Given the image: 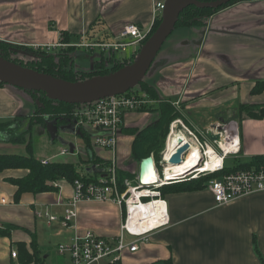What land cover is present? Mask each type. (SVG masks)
I'll return each mask as SVG.
<instances>
[{
  "label": "crops",
  "instance_id": "0c3cea01",
  "mask_svg": "<svg viewBox=\"0 0 264 264\" xmlns=\"http://www.w3.org/2000/svg\"><path fill=\"white\" fill-rule=\"evenodd\" d=\"M158 1L165 0H0V41L52 52L58 50L53 48L55 43L73 45L81 38L91 43H111L118 40L119 31L127 23L149 30ZM189 27H181L184 33L172 39L169 55L162 59L157 84H151L181 111L184 120L201 129L219 119H237L244 162L264 154V117L250 118L238 112L244 104H264V90L254 92L256 83L264 81V0H241L214 13L205 25ZM193 38L197 39L195 46ZM32 105L37 104L28 90L21 92L0 85V122L26 121L32 116ZM157 117L158 113H154V119ZM149 118H153L152 112L130 111L123 127L141 128ZM71 132V137L64 135L70 139L67 147L81 141L82 150L64 155L60 146L40 160L54 157L57 162L75 164L73 157L80 156L77 167L83 171L92 163V150L93 157L107 165L111 151L102 147L96 150L92 139L75 138ZM134 138L120 130L117 156L122 167L129 169V174H122L130 178L134 173L131 170H136L143 160H133ZM17 145L20 144L1 148L0 154L29 155ZM28 173L18 168L0 172V226H16L10 236L0 237V264H21L19 255L14 257L11 252H18L20 243H26L32 252L33 237L40 250V230L47 231L46 228L57 229V237L69 234V242L76 232L82 234L89 229L107 237L119 233L122 209L110 201L79 202L75 228H64L58 221L38 216V211L63 214L65 204L58 206L56 201L60 196L71 197L72 182L62 178L58 192H25L17 200V185L9 179ZM165 197L171 223L151 232L138 250L126 252L120 264H161L165 259H171L173 264H264V191L218 205L206 184L187 191L167 190Z\"/></svg>",
  "mask_w": 264,
  "mask_h": 264
},
{
  "label": "built area",
  "instance_id": "2783aa9c",
  "mask_svg": "<svg viewBox=\"0 0 264 264\" xmlns=\"http://www.w3.org/2000/svg\"><path fill=\"white\" fill-rule=\"evenodd\" d=\"M154 6L153 20L155 22V18L163 13L166 7L165 1H158ZM152 27L144 30L136 23L130 22L118 33L121 39L132 37L130 41L98 44L84 42L77 46L89 48L100 46L103 49H121L127 52L132 46L141 47V44L149 38ZM68 45L58 42L53 44V48ZM132 53L128 54L126 59H133L135 53ZM145 96L146 94L136 93L132 89L125 94L100 98L93 102L79 104L71 115L64 119L63 124L71 125L75 138L88 137L92 139L93 146L111 151L112 156L106 166L95 164L99 168H104L102 175L99 174L94 179L79 177L73 180L71 197L60 196L56 201L58 206L65 204L63 214L38 211V216H47L49 222L58 221L64 228L70 229L77 227L75 225L78 214L76 206L79 202L110 201L118 204L122 209V221L117 235L101 236L89 229L82 234L76 232L70 243L59 245V254L64 256L69 254V264H120L126 252L138 250L141 241L149 240L151 232L169 225L171 223L170 207L162 190L165 185L219 173V176L206 182L217 205L264 191V165L225 172L227 168L235 167L238 163L228 167L226 160L231 157L237 160L242 152L240 123L234 118L219 119L202 129L184 120L183 117L172 120L161 158L156 161L154 155H151L155 172L144 170L141 165L142 160L136 170H131L134 172L131 178L128 177L129 175H122V171L129 174V169L122 167L117 156L120 130L127 113L140 111L143 107L156 103ZM174 137H178L176 143H174ZM171 139L173 146L169 148ZM179 140H181L180 143H178ZM73 143L75 144L73 152H78L77 143L75 141ZM223 143L227 144L229 149L224 148ZM185 144L188 147L181 154V161L173 164L172 157L178 148ZM70 149V146L66 147L60 153L71 155L73 152ZM190 151L193 152L194 158L186 168V172L180 173L176 169L168 171L169 167L185 162ZM41 162L43 165L52 163L55 162V158H44ZM208 162L212 164L208 166ZM55 186L61 188L59 181L55 182ZM152 222L155 224L147 227ZM11 255L18 256L15 250L11 252Z\"/></svg>",
  "mask_w": 264,
  "mask_h": 264
},
{
  "label": "trees",
  "instance_id": "16d2710c",
  "mask_svg": "<svg viewBox=\"0 0 264 264\" xmlns=\"http://www.w3.org/2000/svg\"><path fill=\"white\" fill-rule=\"evenodd\" d=\"M212 1V0H204ZM241 0H232L227 3V5L221 7H212V8H201L196 6H190L181 13L179 17V22L177 23L176 28L184 26H198L205 25L206 20L211 17L214 13L227 8V6L236 4ZM161 22V16L158 15L155 18V22L151 29L149 35H151L158 25ZM69 42V41H67ZM75 46L69 45L66 48H61L56 52H49L48 50H34L30 47H21L15 44H9L4 41H0V55L5 58H9L12 53L21 52V50H30L38 53L41 58L37 60H32L27 63L31 68L38 70L39 72H45L53 76L63 78L68 81H83L85 78L96 76L99 74H108L114 70L120 69L132 59L127 58L125 61L116 60L113 62L112 68H107L103 65L102 62H99L95 65L94 69L89 71L75 70L73 65V58L71 55V50ZM138 53V52H137ZM137 53H135L137 55ZM134 54V57L136 55ZM11 60V59H10ZM98 65V66H97ZM1 84H4L0 82ZM139 91L136 93L142 94L146 93L149 99L157 100L161 96L156 91V88L146 79H144L138 85ZM264 90V81H258L254 87V92L258 93ZM31 92V91H30ZM35 101L38 102L36 105V112L33 114V118L37 119L39 122H43L46 115H50L54 118L64 117V119L71 115L72 111L79 104H67L59 100L55 101L48 98L45 93H39L38 97L35 98ZM148 111L152 113H158V117L153 120L152 123L144 126V128L139 127H121V131L127 135L134 136L132 143V157L134 159H144L145 157L150 156L151 154L155 155V159L160 157V153L165 146V140L168 136L169 128L172 120L181 116V113L178 111L176 106L170 102L160 100L157 104H151L147 107H143L140 111ZM239 114H245L250 118H262L264 117V104L258 105H246L244 104L239 108ZM15 125V126H14ZM21 121L19 119H14L9 122H0V133L1 139L13 144H25L26 149L28 150L29 155L21 154H0V172L6 169H27L29 173L22 177L10 178L9 181L17 185V190L15 193V198L17 200L21 199V195L25 192L33 193H45V191H54L58 192L59 188L55 186V182L64 178L69 182L73 183L75 178H89L94 179L99 174L87 172L89 176L82 175L81 170L75 166L73 163L55 161L48 164H42L41 160L32 154V139L26 138L29 134L28 131L19 133L18 130L22 128ZM28 133V134H27ZM30 135V134H29ZM94 156V155H93ZM91 164L100 163V166H104V163L101 160H98L95 157L90 158ZM264 165V154L254 156L249 161H239L235 167L227 168L226 173L232 171V169H246L250 167H260ZM84 171V169H83ZM124 175V174H122ZM219 176L217 174H208L199 179H192L189 181L183 182H174V184L163 186L162 190L165 193L167 190L175 191H187L189 189H197L203 187L206 182L210 179L216 178ZM16 226L13 224H4L0 226V237L10 236L13 229ZM37 240L35 237L32 239V252L27 248L26 243H20L17 255H19L21 264L35 263L39 264L41 259L40 250L37 245ZM257 248V247H256ZM257 250H259L257 248ZM154 264V263H153ZM161 264H173L171 259H165Z\"/></svg>",
  "mask_w": 264,
  "mask_h": 264
},
{
  "label": "water",
  "instance_id": "95a60500",
  "mask_svg": "<svg viewBox=\"0 0 264 264\" xmlns=\"http://www.w3.org/2000/svg\"><path fill=\"white\" fill-rule=\"evenodd\" d=\"M229 1L232 0H165L166 7L161 15L160 24L149 38L141 44L135 59L129 62L128 65L111 73L88 77L83 81H68L42 71L39 72L28 66L25 67L0 55V81L25 91L43 92L48 98L67 104H86L100 98L125 94L145 79L144 76L152 67L156 56L176 28L179 17L186 8L190 6L216 8L227 5ZM45 118L48 121V130L52 139L58 138L60 129L64 131L65 129L72 130L70 124L59 122V118L52 119L49 116H45ZM70 145V150L73 152L75 144L72 142ZM187 147V144L179 147L171 162H180L181 154L187 150ZM89 152L92 158V150H89ZM141 165L144 170L146 169L151 173L155 172L152 156L145 157ZM86 171L102 175L104 168L90 164L87 166Z\"/></svg>",
  "mask_w": 264,
  "mask_h": 264
},
{
  "label": "rangeland",
  "instance_id": "374dc122",
  "mask_svg": "<svg viewBox=\"0 0 264 264\" xmlns=\"http://www.w3.org/2000/svg\"><path fill=\"white\" fill-rule=\"evenodd\" d=\"M189 28L195 29V28H198V26H190ZM181 33H184L181 27L175 28L172 31L170 37L167 39V41L162 46L161 51L158 53V55L156 56V59L152 63L153 64L152 67L150 68V70L144 76V78L146 80L150 81V83H152V84L156 83L157 84L158 71H159V68L162 65V63H161L162 59H163V57L165 55H169L168 48L170 47V44L172 43V39L175 38V36L178 35V34L181 35ZM85 39L86 38H84L82 40V38H81L79 41H77L78 43L73 44L75 46V48L70 51L71 55H72V58H73V65L72 66L74 67L75 70L89 71V70L94 69L95 65L97 63H99V62H102L103 65H105L107 68H112L113 67V62H115L116 60L125 61L129 52L139 51V48H140L139 45L132 46L126 52V51L121 50V49H119V50L108 49V48L107 49H103L100 46H96L94 48L78 47L77 46L78 44L87 42ZM132 39H133L132 37H127V39L119 38L118 40H115V41H112V42H116V41H130ZM191 41L194 43V46H195L197 39L193 38V39H191ZM67 43H69V42H67ZM88 43H91V42H88ZM102 43H104V42H102ZM93 44H97V43H93ZM69 45H72V44L69 43ZM68 46H66V47H68ZM66 47H62V48H66ZM190 48H192V47L190 46ZM59 49H61V46L58 47V50ZM49 52H52V51H49ZM9 58L11 60H14L15 62L25 66V67H27V66L30 67L27 63H29V61H32V60H37V58H41V56L38 55V53L30 51V50H26V51L21 50V52L12 53V55H10ZM166 58H168V57L166 56ZM134 59L135 58H133L132 60H134ZM0 85H3V84L0 83ZM8 86L12 87L10 85H8ZM13 87L15 89H17L18 91H21V92L24 91L25 92V90H23V89H20V88L15 87V86H13ZM133 89L135 91H139L138 86L134 87ZM28 91H29L30 95L33 97V100H35V98L38 97V95H39V93L36 92V91H32V90H28ZM143 94H146V93H142V95ZM145 97L148 98L147 95ZM162 99H163V101H166L162 97L160 99L153 100V101H156L155 104H157ZM32 106L33 107H32L31 113H30L32 116H29L28 119H26V121L24 119H19L21 121V124H22L23 121H25V124L23 125V128L18 130L19 133H20V131L21 132H26V131L29 130L28 133L30 135L27 133L28 135H27L26 138L29 139V137H30V139H32V150H31L32 154H34L37 158L40 159V158L46 156L47 154H49L48 151L51 150V149L52 150L53 149H58V147H60V146L63 147V148H66L69 145V143H70V139L69 138H65L64 135H69L71 137V135H72L71 130L70 129H65V131H64V130L60 129L58 131V138L52 139L51 136H50L51 134H50V132L48 130V125H47L48 121H47V119L46 118L44 119L45 123H44V121L41 122L42 120L39 122L36 118L34 119L33 118V114L36 111H34L33 109L35 108V110H36L37 106L36 105H32ZM178 111L181 113V111L179 109H178ZM152 115H153V118H149L148 120H146L141 128H143L145 125H148V124L153 122L154 113H152ZM46 116H49L50 118L55 119L54 117H52L50 115H46ZM180 117H182V116H179L177 118H180ZM63 118L64 117H59V120H60L59 122L63 123L62 122ZM230 118H232V117H230ZM22 129H26V131H22ZM167 138H168V136L166 137L165 144H166ZM14 145L15 144H13L11 142L4 141V140L0 141V149L1 148L6 149L5 146L13 147ZM81 145H82V142L80 141L77 144V147L82 150V146ZM15 147H17V149H21L25 153H29L28 150L26 149V145L25 144H20V145H17ZM97 149H99V148H96V150ZM82 155H84V158L86 157V153L85 152H83ZM109 155L111 157L112 154H109ZM151 155H154V154H151ZM105 156H107L106 153H105ZM239 156L240 157L237 160L232 158V157L230 159H227L226 160L227 166L228 167H230V166L232 167V165H235L237 161L238 162L239 161H244L242 159V154H240ZM154 157H155V155H154ZM62 158H64V157H59L58 159H62ZM73 158L76 160L75 166L77 167L78 164L80 163V156H76V157H73ZM160 158H161V153H160V157L158 159L156 158V161H158ZM133 160H134V158H133ZM126 163L128 164V162H126ZM81 174L82 175H87V177L89 176V174L86 172L85 169H84V171H81ZM38 226L41 227L40 224ZM42 228H43V226H42ZM46 229H48V230L47 231L40 230L42 234L40 233V237H39L40 238L39 240H41V242H40V252H39V254H41V259H40V263L39 264H69L70 263L69 254H67V256L66 255L64 256V255L58 253V247H59V245L61 243H65V244L70 243L69 242L70 239H68V235L69 234L67 235V233H64L61 237L60 236L57 237L54 234V233H56V231L54 232V230H57V229H53V228L52 229L51 228H46Z\"/></svg>",
  "mask_w": 264,
  "mask_h": 264
},
{
  "label": "bare ground",
  "instance_id": "6f19581e",
  "mask_svg": "<svg viewBox=\"0 0 264 264\" xmlns=\"http://www.w3.org/2000/svg\"><path fill=\"white\" fill-rule=\"evenodd\" d=\"M174 138H175V139H174V143H176L178 137H174ZM169 144H170V145H169V148H171V147L173 146L172 139H171V141L169 142ZM223 147L226 148V149H229L228 145H227V144H224V143H223ZM192 158H194V155H193V152L190 151V153H189V155H188V157H187V160H186L185 162H182L180 165H175L174 167H169V170H168V171L176 169V170L180 171V173H184V172H186V168L188 167V165H190V162L192 161ZM208 163H209V162H208ZM173 164H174V163H173ZM211 164H212V163H209L208 166H210ZM154 166H155V165H154ZM147 176H148V175H147ZM147 178H150V177H147ZM152 205H153V204H152ZM154 224H155V223L152 222V223L148 224L147 227H149V226H153Z\"/></svg>",
  "mask_w": 264,
  "mask_h": 264
},
{
  "label": "flooded vegetation",
  "instance_id": "af4514ba",
  "mask_svg": "<svg viewBox=\"0 0 264 264\" xmlns=\"http://www.w3.org/2000/svg\"><path fill=\"white\" fill-rule=\"evenodd\" d=\"M95 65V64H94Z\"/></svg>",
  "mask_w": 264,
  "mask_h": 264
}]
</instances>
